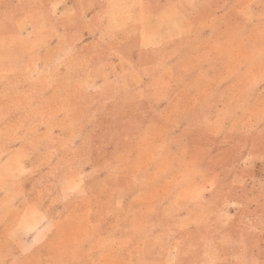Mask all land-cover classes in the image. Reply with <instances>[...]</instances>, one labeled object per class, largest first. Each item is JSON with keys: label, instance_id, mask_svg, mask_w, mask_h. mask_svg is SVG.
<instances>
[{"label": "rangeland", "instance_id": "374dc122", "mask_svg": "<svg viewBox=\"0 0 264 264\" xmlns=\"http://www.w3.org/2000/svg\"><path fill=\"white\" fill-rule=\"evenodd\" d=\"M103 1L0 0V264H264V0Z\"/></svg>", "mask_w": 264, "mask_h": 264}, {"label": "crops", "instance_id": "0c3cea01", "mask_svg": "<svg viewBox=\"0 0 264 264\" xmlns=\"http://www.w3.org/2000/svg\"><path fill=\"white\" fill-rule=\"evenodd\" d=\"M136 3H132V7L129 10L133 14L138 15L137 22L134 25H129L125 31L120 25L116 26L117 34L122 32L123 48L133 52H142L150 47L160 44L162 41H166L168 38L173 37L171 32L175 30L173 27L174 19L180 17L186 22V29L192 22V16L194 9L198 7V11L203 9L201 7V1L199 0H135ZM116 2V1H115ZM127 2V1H126ZM123 2H116V8L124 10V6H120ZM190 6V7H189ZM190 8H192L190 10ZM201 8V9H200ZM97 12H93V17L96 13L97 20L100 19V32L102 34L111 32V28L108 26V13L109 5L106 1L101 2ZM197 11V9H196ZM171 13V14H170ZM96 20V21H97ZM115 21L117 19H114ZM127 25V24H124ZM123 25V26H124ZM132 29V30H131ZM162 31H164L162 35ZM122 41V42H123ZM131 53V54H132ZM46 239V237L44 238ZM43 239V240H44ZM41 240V242L43 241Z\"/></svg>", "mask_w": 264, "mask_h": 264}]
</instances>
